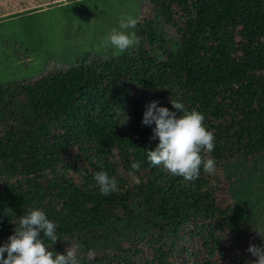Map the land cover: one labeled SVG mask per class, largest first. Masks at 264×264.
<instances>
[{
    "label": "trees",
    "instance_id": "1",
    "mask_svg": "<svg viewBox=\"0 0 264 264\" xmlns=\"http://www.w3.org/2000/svg\"><path fill=\"white\" fill-rule=\"evenodd\" d=\"M144 1L129 51L0 84V244L35 205L57 226L54 244L41 232L45 245L76 247L81 264H249L221 244L241 235L264 247V214L222 205L213 172L184 181L153 166L159 139L142 119L149 99L172 111L179 101L214 133L215 168L263 155L264 0ZM101 170L115 192H100Z\"/></svg>",
    "mask_w": 264,
    "mask_h": 264
},
{
    "label": "rangeland",
    "instance_id": "2",
    "mask_svg": "<svg viewBox=\"0 0 264 264\" xmlns=\"http://www.w3.org/2000/svg\"><path fill=\"white\" fill-rule=\"evenodd\" d=\"M147 14L144 0H0V84L55 71L57 64L91 53H113L100 48L102 38L121 17L139 21ZM154 100L164 107L158 99L148 103ZM213 174L222 184L217 197L222 205L233 206L247 220L264 214V154L222 163ZM7 178L0 171V182ZM254 244L252 237L228 235L221 247L230 259L252 257L248 248Z\"/></svg>",
    "mask_w": 264,
    "mask_h": 264
},
{
    "label": "clouds",
    "instance_id": "3",
    "mask_svg": "<svg viewBox=\"0 0 264 264\" xmlns=\"http://www.w3.org/2000/svg\"><path fill=\"white\" fill-rule=\"evenodd\" d=\"M137 23L138 20L131 15L121 17L118 27L112 28L102 38L100 48H110L113 55L118 57L138 45L140 38L135 31H129L135 29ZM170 102L179 115L177 111L160 106L155 100L146 105L142 124L152 125L154 122L153 138L159 139L154 150H147V159L153 166H162L173 176L182 177L184 181H195L201 169L210 174L215 170L216 161L208 155L214 151V133L205 126L203 114L196 110L186 111L179 101ZM131 169L138 172L140 163L133 162ZM94 180L103 195L117 190L116 180L109 177L106 171L94 173ZM15 225L14 233L7 242L0 244V264H81L76 247L70 246L65 255L54 254L45 245L40 238L41 232L52 244L58 235L56 224L41 209L27 211ZM248 251L256 257L249 264H264V247L250 245ZM89 258L94 259L92 253H89Z\"/></svg>",
    "mask_w": 264,
    "mask_h": 264
}]
</instances>
